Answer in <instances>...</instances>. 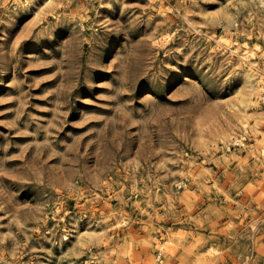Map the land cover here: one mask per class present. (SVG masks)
Instances as JSON below:
<instances>
[{"label": "rangeland", "instance_id": "obj_1", "mask_svg": "<svg viewBox=\"0 0 264 264\" xmlns=\"http://www.w3.org/2000/svg\"><path fill=\"white\" fill-rule=\"evenodd\" d=\"M0 264H264V0H0Z\"/></svg>", "mask_w": 264, "mask_h": 264}]
</instances>
